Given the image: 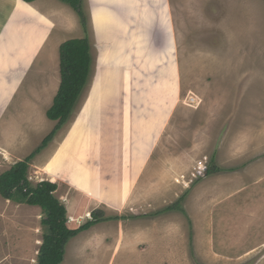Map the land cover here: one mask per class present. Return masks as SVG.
<instances>
[{
  "label": "rangeland",
  "instance_id": "rangeland-1",
  "mask_svg": "<svg viewBox=\"0 0 264 264\" xmlns=\"http://www.w3.org/2000/svg\"><path fill=\"white\" fill-rule=\"evenodd\" d=\"M121 1L116 8L112 4L116 0L103 7L98 0H85L93 74L73 114L31 160L30 181L56 183V195L63 203L99 201V190L110 189L102 178L110 181L114 173V182L126 189L155 146L125 208L105 216L124 218L112 227L118 234L120 224L126 233L124 242H128L132 220L138 221L133 224L139 226L141 237L147 228L175 229L155 235L139 264H264V0ZM59 14L65 16L63 9ZM109 27L116 28L119 40L126 43L125 72L115 74L112 94L100 95L99 76L108 73L109 53L118 40L102 34ZM59 36L58 30L47 41L53 44ZM85 36L81 24L73 25L64 40ZM44 56L37 67L45 66ZM43 75L35 71L25 80L9 113L25 97L28 105L38 108L35 128L26 124L23 133H17L20 140L10 139L15 128L4 127L9 115L0 124V135L2 129L7 133L0 137V155H6L0 159V175L14 161L33 155L57 129L59 120L45 114L51 108H43L47 99H42L41 92L30 93L47 85L48 68ZM191 97L198 104L191 103ZM239 136L251 142L260 138L258 156L232 154ZM12 151L18 154L15 158L10 157ZM205 157L216 174L197 180L188 190L175 183L180 175L192 182L194 167ZM178 201L175 211L163 212ZM41 214L39 207L16 205L0 197V264L36 263L46 230ZM159 215L164 216L154 217ZM85 221L68 226L78 229ZM88 234L70 241L62 264H90L91 254L82 251ZM106 236L99 246L107 253L102 264H126L119 260L138 253L139 246L114 253L122 241L110 230Z\"/></svg>",
  "mask_w": 264,
  "mask_h": 264
},
{
  "label": "crops",
  "instance_id": "crops-1",
  "mask_svg": "<svg viewBox=\"0 0 264 264\" xmlns=\"http://www.w3.org/2000/svg\"><path fill=\"white\" fill-rule=\"evenodd\" d=\"M11 1L12 3L9 4L8 0H0V124L3 122V120H6L5 118L11 112L15 100L18 96V92L23 87L25 80L29 79L30 76H33L35 71L38 73V75L44 76L43 74L48 68V74L49 77L51 74V77L48 80L47 85H44L42 87L41 86L34 87L33 88L34 90L31 88L32 90L30 91V93L32 95H35L36 91L41 92L42 99H47L46 103H48L43 105L44 110H46V107L48 108L51 106L52 108L54 104V100L57 96V93L61 85V74H60V78L58 77L57 74L58 71L57 65L59 64L60 66V60H59L60 46L62 43H65L70 40V39L64 40V37H66L67 34L71 33V27L73 25H77L78 27V25L81 24L80 19L76 14V12L70 6L64 4L60 0H38L33 4L26 3L23 0H11ZM99 1L101 2L100 4ZM103 1L110 2L111 0H98L99 7H103L111 3V2L104 3ZM122 2L123 1L121 0H116V3H112V4H114V6L117 8V6L119 7ZM34 4H36L38 7L34 6ZM41 8L45 9V12H43ZM60 9L61 10L63 9V11L65 12V16L59 14ZM110 10L112 12L113 7ZM112 14L113 12L111 13V15ZM97 15H99V10L97 12ZM107 17L106 20H108ZM115 29L116 28L109 27L108 30L104 29L102 34H104L106 37H109V40L111 41H113L114 39H119L118 36L119 33H115L114 31ZM58 30L60 36L55 39L53 44H51L47 40L51 39L52 36H54V34ZM32 32L34 34L33 37L30 36ZM127 32H129V30H127ZM4 40L5 43L3 44ZM43 53H45L44 56L45 66L39 65L37 67V61ZM47 63L49 66H47ZM7 64H9L10 66H7ZM2 69H4L3 74H2ZM54 70L55 72H53ZM19 100L21 101V106L19 105L17 107L18 112L16 110L14 113L9 115L6 120V124L4 125V127L8 129L10 128L11 125L12 128H15V130L12 129L13 132L9 135L10 139H13L15 136L16 138H19L17 133L20 132L23 133L24 125L28 124L29 126L35 128V125L38 122L37 106L28 105V103L25 100V97H21ZM51 108H49L48 110H50ZM47 113L48 112L46 111L45 113L46 116ZM45 114L42 115V120H44L43 116H45ZM169 117L170 116H168V119L165 118L164 125L167 124ZM252 118L253 119L251 120H254L257 123L255 117ZM29 129H31V127ZM4 130L5 129H2V133L0 135L1 138H4L7 135V133L4 132ZM162 131L163 130H161V133ZM262 131L264 133V130ZM159 138L160 136L154 141L159 140ZM253 139L254 142H251L250 138L246 139V137L244 136L243 137L239 136V139L235 141L237 145L231 150L232 154L236 155L239 151L242 152L241 154L243 156H247L248 158H254L258 156L259 149L256 148L257 147L256 145H259L261 143L258 140L260 138L258 139L253 138ZM13 141H17V140H12L10 142ZM35 141L37 142V140ZM18 144L19 142L16 143L17 147ZM129 146L130 149H132L133 143L129 142ZM154 148L155 146L154 147L152 146V149L148 152V156L147 158H145V161L142 164L138 175L133 179L132 178L130 179L128 187L126 189L121 184H119V182H114L115 176L114 173H112L113 176L111 175L110 181H106L104 180L105 178L104 179L102 178V184H107L110 187V189L104 188L103 190H99V201H93L91 203L90 201H81V200L68 201V203L66 201L65 204L68 210V216L74 219L85 220L86 214L89 213L90 211L99 210L102 213L104 212L103 217H105L108 216V213L111 210L109 208L117 207L118 211L123 210L127 198L132 191L133 186L134 187L137 186L136 182L140 174L143 172V170L146 169L147 167L146 165L154 153ZM14 152L15 151H12L13 155H10V157L15 158V156L18 155V154L14 155ZM2 158H6V155H3V153L2 155H0V159ZM136 158H138V156H136ZM16 162L18 161H14L15 164ZM214 174L216 173H213L211 175ZM0 197L4 199L1 195ZM159 199H162V197H160ZM94 202H98V204L94 205ZM99 202L101 203L100 205ZM162 216L164 215H159L154 217L159 218ZM132 218H138V217L133 215ZM129 222L132 223L130 225V236L127 239L128 242H124V244L134 245V247L139 246V249L137 251L138 253L133 252L128 256L122 257V259L119 260L122 262L125 261L126 264H139V262L150 251V247L153 244V239L155 235L159 234L163 236L165 235V232H171L175 230V229L167 230L169 229L168 226L167 227L162 226L161 228L156 230L147 228L143 236L141 237L139 235V226H135L133 224V223H137L138 221L132 220ZM115 226L116 225L114 222H109V221L97 222L96 224H94L84 232L89 234L83 240V243L85 245L82 251L87 255L88 253L91 254V256L89 257L91 260L90 264H102L104 258L107 256V253H102L101 250H99V246L102 247L103 241L108 239V237L106 236L107 230L113 232L116 238L119 237V233L121 232L120 225L119 228H117L118 234L114 232V230L112 229V227ZM99 227L101 231L99 230ZM147 232H149L148 236H147ZM123 235H124L123 241H125L126 238L125 231L123 232ZM156 241L158 242L159 240ZM90 242L96 244L94 248H92L93 244L90 245ZM141 244H143L144 247H142ZM123 249L125 250L129 248H123L121 247V243L120 244L118 243L116 245L114 253L122 251ZM138 254L144 256L143 257L141 256L140 258ZM147 264H151L150 261Z\"/></svg>",
  "mask_w": 264,
  "mask_h": 264
},
{
  "label": "trees",
  "instance_id": "trees-1",
  "mask_svg": "<svg viewBox=\"0 0 264 264\" xmlns=\"http://www.w3.org/2000/svg\"><path fill=\"white\" fill-rule=\"evenodd\" d=\"M34 3L38 0H24ZM69 5L78 15L85 38L72 39L61 46L60 61L62 84L55 98L53 107L47 116L52 121L59 120L57 129L45 138L37 151L25 161L16 163L12 168L0 176V195L17 204L38 206L42 209L45 227L44 242L41 247L37 264H62L68 243L80 233L88 230L93 223H87L79 229H70L66 207L56 196L58 185L43 181L34 185L30 181V162L34 156L43 150L61 126H64L77 106L82 92L85 90L93 72L91 57V39H89V19L85 0H60ZM208 174H213V168H209ZM170 208L168 210H175ZM186 215L185 210L181 209ZM100 216L103 214L100 212ZM99 216V222L102 220ZM104 219V218H103Z\"/></svg>",
  "mask_w": 264,
  "mask_h": 264
},
{
  "label": "clouds",
  "instance_id": "clouds-1",
  "mask_svg": "<svg viewBox=\"0 0 264 264\" xmlns=\"http://www.w3.org/2000/svg\"><path fill=\"white\" fill-rule=\"evenodd\" d=\"M24 1V0H23ZM25 2V1H24ZM37 2V1H36ZM27 3V2H26ZM35 3V2H34ZM33 4V3H32ZM66 43V42H65ZM64 43H62L61 44V46L63 45ZM122 45H123V49L121 50V53L123 54V60L125 61V55H126V52H127V46H126V43H125V41H123L122 42ZM61 46H60V49H59V60H60V50H61ZM60 65H61V61H60ZM60 73H61V66H60ZM61 84H62V75H61ZM60 87H61V85H60ZM60 90V89H59ZM59 92V91H58ZM57 95H58V93H57ZM55 101V100H54ZM191 103H193L194 105L195 104H198V99H196V98H192L191 97V101H190ZM54 105V104H53ZM194 105H192V104H190V106H194ZM53 107V106H52ZM132 157V156H131ZM147 160V159H146ZM128 161H129V159H128ZM200 161H202L205 165H206V170L202 173V175L201 176H196V177H194L193 175V179L194 180H192V182H190V181H188V179H187V177H185V176H178L176 179H175V183L177 184V185H179V186H182V188H184V189H186V190H188L189 188H190V185L192 186L194 183H196V181L197 180H201V179H203L205 176H210L209 174H208V170H209V168H211V167H208V161H209V159H208V157H205V158H203V159H201ZM199 161V162H200ZM198 162V163H199ZM146 163H147V161H146ZM146 165V164H145ZM197 166V165H196ZM195 166V167H196ZM194 167V168H195ZM193 171H194V169H193ZM193 173V172H192ZM213 173H214V170H213ZM49 182V181H48ZM51 183H53V182H51ZM137 183V182H136ZM56 184V183H55ZM134 187V186H133ZM133 189V188H132ZM58 191V190H57ZM57 191H56V194H57ZM57 196V195H56ZM6 201H9V200H6ZM11 202V201H10ZM60 202L66 207V201H65V203H63V201H61L60 200ZM14 203V202H13ZM14 204H16V205H24V204H17V203H14ZM178 205V208H179V206H180V203H179V201L177 202V203H174V204H172L171 206H169V207H167L163 212H172V211H175V210H168V209H170V208H175L176 206ZM28 206H30V205H28ZM35 207H38V206H35ZM125 208V207H124ZM39 209H41L40 207H39ZM66 209H67V207H66ZM182 209V208H181ZM180 209V210H181ZM111 210L112 211H118V209H117V207L116 208H111ZM184 210V209H183ZM99 210H94V211H92V213H87L86 214V218H85V224H87V223H93L91 226H93L94 224H96L97 222H99V216H100V214H99V212H101V211H99ZM182 212V211H181ZM185 212H186V210H185ZM41 216H42V221H43V219H44V215H43V211H42V209H41ZM102 213V212H101ZM104 213V212H103ZM102 213V214H103ZM162 213V212H161ZM99 215V216H98ZM185 215V214H184ZM186 215H187V212H186ZM67 216H68V210H67ZM101 217V216H100ZM104 218V219H103ZM101 221L100 222H105V221H109V222H122V221H124V218H122V217H101ZM81 220H83V219H81ZM74 222H80V220L79 219H74V218H71V217H69L68 216V225L70 224V223H74ZM83 223V224H84ZM81 225L80 227H82V226H84V225ZM120 225V224H119ZM79 227V228H80ZM78 228V229H79ZM85 232V231H84ZM84 232H82V233H84ZM123 232H124V230L122 229L121 230V232L119 233V237H118V242H119V240H120V237H121V235H122V237H123V239H124V235H123ZM81 234V233H80ZM79 236V235H78ZM123 239L122 240H120V241H122L121 242V247H127V248H133L134 247V245H125L124 244V241H123ZM43 242H44V238H43ZM43 242H42V245H41V247L43 246ZM70 243V242H69ZM68 243V244H69ZM68 246V245H67ZM66 246V247H67ZM41 247H40V250H41ZM40 250H39V252H38V254H37V259H36V263L35 264H37L38 263V258H39V254H40ZM65 259V258H64Z\"/></svg>",
  "mask_w": 264,
  "mask_h": 264
},
{
  "label": "water",
  "instance_id": "water-1",
  "mask_svg": "<svg viewBox=\"0 0 264 264\" xmlns=\"http://www.w3.org/2000/svg\"><path fill=\"white\" fill-rule=\"evenodd\" d=\"M104 3H110V2H104ZM122 49H123L122 41L118 39L116 43V48L111 50V52L109 53L111 62L109 65V70L107 71L108 73H105L99 76L100 82H99V92L98 93H100V95L102 92H105V94H112L114 91L113 89L115 87V84L113 82V78L115 77V74L119 70L124 71L123 70L124 60H123V54L121 53Z\"/></svg>",
  "mask_w": 264,
  "mask_h": 264
},
{
  "label": "built area",
  "instance_id": "built-area-1",
  "mask_svg": "<svg viewBox=\"0 0 264 264\" xmlns=\"http://www.w3.org/2000/svg\"><path fill=\"white\" fill-rule=\"evenodd\" d=\"M205 170H206V165H205L202 161H200V162L197 164V166L194 168V171H193L192 175H193L194 177H196V176H201L202 173H203Z\"/></svg>",
  "mask_w": 264,
  "mask_h": 264
}]
</instances>
